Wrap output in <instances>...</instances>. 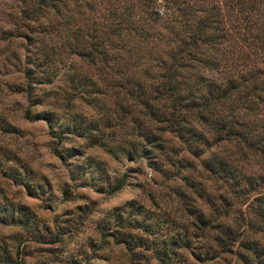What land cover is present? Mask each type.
Returning <instances> with one entry per match:
<instances>
[{
	"label": "rangeland",
	"instance_id": "rangeland-1",
	"mask_svg": "<svg viewBox=\"0 0 264 264\" xmlns=\"http://www.w3.org/2000/svg\"><path fill=\"white\" fill-rule=\"evenodd\" d=\"M214 2L225 9L226 26L234 28L239 20L231 5ZM67 3L65 8L73 7ZM119 3L140 15L138 24L146 21L134 0ZM252 4L264 14V0ZM22 5L21 0H0V264H141V256H130L116 239L126 228L116 225L114 216L121 213L141 225L143 209L157 245L176 234L188 238V247L173 248L163 264H242L239 247L218 250L212 239L224 220L219 197L227 195L226 185L200 166L211 155L237 160L232 143L207 142L194 157L164 132V144L173 150L170 160L160 153L146 158L143 133L152 134L154 127L141 118L137 90L130 95L124 88L112 89L98 66L78 57L73 48L80 45L71 40V26L64 28L52 8H40L43 30L32 22L20 26ZM91 5L79 10L98 25L101 5ZM250 51L243 52L249 56ZM237 164L246 174L258 172L251 160ZM115 185L119 188L111 191ZM186 206L208 215L212 225H190ZM250 207L242 205L239 213L260 231L243 220L235 225L245 227L244 239L264 246V224ZM235 218L230 213L228 221ZM139 228L133 224L127 230L144 236ZM205 253L214 256L203 258ZM244 255L254 264L252 256Z\"/></svg>",
	"mask_w": 264,
	"mask_h": 264
},
{
	"label": "trees",
	"instance_id": "trees-1",
	"mask_svg": "<svg viewBox=\"0 0 264 264\" xmlns=\"http://www.w3.org/2000/svg\"><path fill=\"white\" fill-rule=\"evenodd\" d=\"M68 1L72 8H65ZM214 1L231 5L239 20L234 28L226 26L225 9ZM21 2L20 26L27 27L32 22L43 30L40 8L44 12L52 8L51 15L56 13L64 28L71 26V40L80 45L73 48L78 57L98 66L112 89L124 88L130 95L133 88L137 90L141 118L154 127L152 134L143 133L146 158L147 153H160L170 160L168 153L173 150L163 140L167 132L194 157L207 142L225 140L232 143L237 160H251L257 165V173L246 174L230 156L211 155L200 162L201 168L226 185L227 195L219 197L224 220L217 223V233L212 237L217 249L230 252L237 246L242 250L236 253L242 264H251L245 253L255 259L254 264H264V246L256 239H244L245 227L235 225L236 220H243L246 227L255 225V221L245 216L243 219L239 213L242 205L251 206L252 216L264 224V14L254 9L252 0H134L135 7L147 18L143 24L137 23L140 15L122 7L119 0ZM92 2H98L103 12L98 25L86 20L85 13L79 10L81 6L90 8ZM247 49L251 50L249 56L243 52ZM134 74L139 79H134ZM26 78L29 79L27 74ZM81 88L78 90H85ZM181 162L176 160L177 164ZM118 188L115 185L111 191ZM141 212V225L127 216L122 218L121 213L114 216L115 224L126 228V232H118L116 239L121 240L130 256L139 254L141 264H163L173 248L188 247L187 236L178 234L161 242L162 246L157 245L149 237L150 215L144 209ZM234 212L236 218L228 221ZM185 214L196 228L204 229L213 223L212 218L193 207L186 206ZM133 224L144 236L127 230ZM254 229L260 231L258 225ZM137 246L141 253L134 252ZM213 256L202 254L208 259Z\"/></svg>",
	"mask_w": 264,
	"mask_h": 264
}]
</instances>
